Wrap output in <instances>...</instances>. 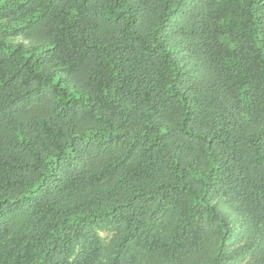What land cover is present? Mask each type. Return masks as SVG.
Wrapping results in <instances>:
<instances>
[{"label":"trees","instance_id":"1","mask_svg":"<svg viewBox=\"0 0 264 264\" xmlns=\"http://www.w3.org/2000/svg\"><path fill=\"white\" fill-rule=\"evenodd\" d=\"M0 264H264V0H0Z\"/></svg>","mask_w":264,"mask_h":264}]
</instances>
